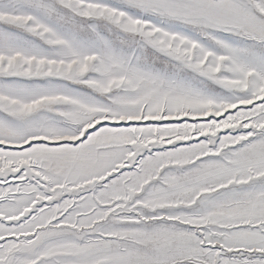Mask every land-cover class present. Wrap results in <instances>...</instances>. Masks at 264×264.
I'll return each mask as SVG.
<instances>
[{
	"label": "snow or ice",
	"instance_id": "snow-or-ice-1",
	"mask_svg": "<svg viewBox=\"0 0 264 264\" xmlns=\"http://www.w3.org/2000/svg\"><path fill=\"white\" fill-rule=\"evenodd\" d=\"M0 264H264V0H0Z\"/></svg>",
	"mask_w": 264,
	"mask_h": 264
}]
</instances>
